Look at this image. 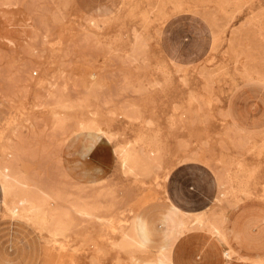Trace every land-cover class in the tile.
<instances>
[{
	"label": "rangeland",
	"instance_id": "374dc122",
	"mask_svg": "<svg viewBox=\"0 0 264 264\" xmlns=\"http://www.w3.org/2000/svg\"><path fill=\"white\" fill-rule=\"evenodd\" d=\"M251 84L264 85V0H0V215L19 219L16 263L42 249L40 264H142L143 241L120 237L138 211L156 229L165 196L185 214L168 190L197 207L216 183L217 214L264 202V132L227 110ZM97 167L101 181L79 179Z\"/></svg>",
	"mask_w": 264,
	"mask_h": 264
},
{
	"label": "crops",
	"instance_id": "0c3cea01",
	"mask_svg": "<svg viewBox=\"0 0 264 264\" xmlns=\"http://www.w3.org/2000/svg\"><path fill=\"white\" fill-rule=\"evenodd\" d=\"M101 6L107 8L104 5ZM227 110L233 123L240 130L252 134L263 133L264 85H240L231 93ZM77 136L86 139L87 148H106V144H108L99 134L81 132L72 137ZM186 164L182 163L174 169ZM101 172L102 167L94 168L92 174L88 170H84L79 179H84L83 181L86 182L84 184L98 182L102 180L99 178ZM189 188L192 189L194 186ZM166 193L173 205L183 210L185 214L174 212V215H171L169 212L171 204L167 201L166 196L164 206L158 216L156 229L139 211L137 212L138 235L147 248L143 253L148 252L151 256L142 258V264H255L258 261H264V202L243 200L217 214L216 183L214 191L209 192V196L200 192L202 198L196 202L195 206L197 207H190L188 201H184L177 193L174 195L169 190ZM212 203L213 208H210ZM1 210L0 191V214ZM187 212L190 214L187 215ZM15 219L0 215V226L2 225L4 228L7 226L3 232H0V238L3 239L4 245V258L0 257V264H17V261L12 257V252H15L13 243L15 238L18 244L27 245L24 237L17 236L16 225L19 219ZM198 220L200 223L197 222ZM30 238L33 239L31 241L33 245L37 237L31 235ZM153 243L156 248L151 253L149 247ZM225 250L229 253L228 257L224 254ZM40 254L42 255V249L39 252L37 250L38 264L41 263V256L38 257ZM131 260L136 261L137 256Z\"/></svg>",
	"mask_w": 264,
	"mask_h": 264
},
{
	"label": "bare ground",
	"instance_id": "6f19581e",
	"mask_svg": "<svg viewBox=\"0 0 264 264\" xmlns=\"http://www.w3.org/2000/svg\"><path fill=\"white\" fill-rule=\"evenodd\" d=\"M88 127V126H87ZM91 128V127H90ZM96 128V127H95ZM85 131V130H84ZM82 132V131H81ZM89 132V131H88ZM99 132V131H98ZM99 134V133H98ZM127 150V149H126ZM123 151V150H122ZM130 152H132V151H130ZM129 152V153H130ZM123 153H126V151H124ZM128 154V153H127ZM119 155H121L120 153H119ZM134 157V156H133ZM126 158H128V156H126ZM123 159V158H122ZM130 160V159H129ZM139 160V159H138ZM124 161H126L125 159H124ZM131 162H133V159H131L130 160ZM129 161V162H130ZM137 161V160H136ZM140 161V160H139ZM135 162V161H134ZM136 164V163H135ZM128 166V165H127ZM135 166V165H134ZM133 166V167H134ZM140 166H143L142 164H141V162H140ZM132 167V168H133ZM138 167V166H137ZM143 168V167H142ZM145 168H147V167H145ZM239 168V167H238ZM242 168V167H241ZM135 169V168H134ZM133 169V170H134ZM138 169V168H137ZM140 170V169H139ZM241 171V170H240ZM2 182V181H1ZM241 184H242V186H244V182L243 181H241ZM1 185V184H0ZM13 191V186H8V188H7V191L6 192H12ZM8 194V193H7ZM6 194V195H7ZM5 195V194H4ZM4 198V197H3ZM4 200V199H3ZM3 202V201H2ZM31 214L34 216V217H38V216H40L41 215V210L38 208V207H34L33 208V210L31 211ZM32 216V217H33ZM71 220V219H70ZM56 223H58V222H56ZM45 223H43V225H44ZM52 224V223H51ZM46 226V225H45ZM212 227V226H211ZM45 228V227H44ZM46 229V228H45ZM58 230V229H57ZM127 231H124L123 232V234H122V237H120L121 238V241H122V244L123 245H125V246H131V245H138V243H140L141 242V238L139 237V235H138V231H137V223L136 222H132V223H130V225H129V227L126 229ZM52 232V231H51ZM58 232L60 233V230H58ZM57 233V232H56ZM139 233H140V231H139ZM64 234V233H63ZM58 235V234H57ZM60 235H62V234H60ZM220 235V234H219ZM217 238V237H216ZM223 238V237H222ZM218 239V238H217ZM221 239V238H220ZM222 240V239H221ZM224 240V239H223ZM219 241V240H218ZM225 244V243H224ZM225 252H226V250H225ZM259 262V261H258ZM259 264V263H258ZM261 264V263H260Z\"/></svg>",
	"mask_w": 264,
	"mask_h": 264
}]
</instances>
